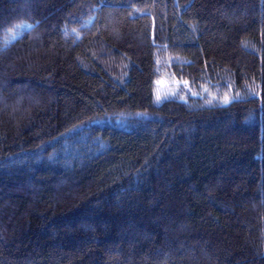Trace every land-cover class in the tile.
Listing matches in <instances>:
<instances>
[{
  "label": "trees",
  "instance_id": "1",
  "mask_svg": "<svg viewBox=\"0 0 264 264\" xmlns=\"http://www.w3.org/2000/svg\"><path fill=\"white\" fill-rule=\"evenodd\" d=\"M0 264H264V0H0Z\"/></svg>",
  "mask_w": 264,
  "mask_h": 264
},
{
  "label": "rangeland",
  "instance_id": "2",
  "mask_svg": "<svg viewBox=\"0 0 264 264\" xmlns=\"http://www.w3.org/2000/svg\"><path fill=\"white\" fill-rule=\"evenodd\" d=\"M189 96H199V93H192L190 92L189 85L186 82L178 81L173 77H170L169 75H165L164 77H161L157 81L156 85V102L161 103L162 101L166 99L171 98H178L182 101H188ZM206 96L211 101L220 100V101H226L225 98H220L218 95H210L209 93L206 94ZM227 104V103H224Z\"/></svg>",
  "mask_w": 264,
  "mask_h": 264
},
{
  "label": "snow or ice",
  "instance_id": "3",
  "mask_svg": "<svg viewBox=\"0 0 264 264\" xmlns=\"http://www.w3.org/2000/svg\"><path fill=\"white\" fill-rule=\"evenodd\" d=\"M17 27H21V26H17Z\"/></svg>",
  "mask_w": 264,
  "mask_h": 264
}]
</instances>
